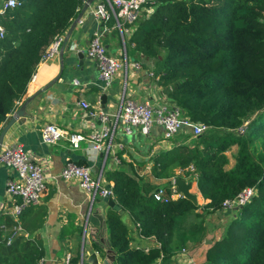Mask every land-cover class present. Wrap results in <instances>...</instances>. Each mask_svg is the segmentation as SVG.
Instances as JSON below:
<instances>
[{
    "label": "trees",
    "instance_id": "obj_1",
    "mask_svg": "<svg viewBox=\"0 0 264 264\" xmlns=\"http://www.w3.org/2000/svg\"><path fill=\"white\" fill-rule=\"evenodd\" d=\"M0 14V130L23 102L31 76L46 48L65 34L81 0H19ZM130 42L137 55L153 63L166 99L208 129L177 141L151 157V174L167 178L173 169L196 182L205 204L184 197L157 201L158 188L133 167L107 172L120 210L109 208L105 226L113 264H171L187 242L207 238V215L224 214L222 202L243 188L252 198L225 216L219 238L210 239L203 264H264V0H156L154 11L134 24ZM246 123V124H245ZM244 125V131L237 129ZM237 145L226 168V151ZM192 166V170L190 167ZM127 214L142 238L156 245L145 250L131 243ZM215 225H212L214 227ZM99 239L97 250L104 252ZM43 246L23 234L6 244L0 234V264H39ZM69 264H80L79 249Z\"/></svg>",
    "mask_w": 264,
    "mask_h": 264
},
{
    "label": "crops",
    "instance_id": "obj_2",
    "mask_svg": "<svg viewBox=\"0 0 264 264\" xmlns=\"http://www.w3.org/2000/svg\"><path fill=\"white\" fill-rule=\"evenodd\" d=\"M96 1L93 0L84 11L68 38L63 51L61 73L59 52L55 57L38 64L35 79L29 81L27 91L23 97L24 101L26 97L31 96V100L25 108L26 114L19 117L11 125L2 142V147L9 144H20L30 157L42 167L46 178L47 188L39 203L25 207L15 219L9 211L19 201V198L11 196L5 191V183L11 173L6 166L0 163L1 237L6 244H9L15 236L20 234L29 239H38L43 246V256L39 264H57L65 253L70 252L73 255L76 249H79L80 252L82 244L85 245L86 241L96 251L97 255L103 257L105 254V252H101L95 247V241L99 237L92 235L93 229L90 228L88 221L91 205L89 195L80 187L78 179H64L60 175L66 162L90 167L92 174L94 176L101 174L103 183L110 185V187H112L113 182L107 179V172L119 167L126 169L133 167L134 172L146 176L158 188H166L168 183L167 178H155L151 174V157L159 151L172 147L171 140L162 139L160 126L154 125L150 134L146 136L138 132L126 135L118 127L112 139V143L116 148L115 154L118 164L114 163L111 154L105 158L103 153L91 149L86 141H81L79 146L74 148L70 146L66 138H60L53 145L46 144L41 140V127L47 123H54L69 133L89 132L90 128L87 124L90 120L79 107L80 101L84 100L113 112L124 92L128 97L137 101L162 100L163 98L162 86L159 85L158 77L152 71L153 63L137 55L131 44L129 50L125 45L126 55L130 61L138 62L140 68L132 71L126 82L121 75H118L108 88H103V83L98 77L97 67L86 54L88 38L93 30H101L102 41L107 54L117 57L122 55L123 43L120 31L114 27V19L111 18L101 22L90 15L89 9ZM132 27L134 31V25ZM125 39L129 40L127 34H125ZM59 73V77L50 87L40 91ZM74 79L78 80V85L73 84ZM38 91L40 93L36 94ZM102 94H106L107 97L104 107L100 103ZM22 103L20 102L19 106ZM178 134L184 135V133ZM175 143L177 144V141H173V146ZM236 150L237 145L235 144L226 151L228 157L226 168H230L234 164ZM173 173L175 174L174 177L179 174L183 175L179 168L173 169ZM181 177L189 180L188 177ZM193 181L191 191L196 193L197 201L202 204L207 203L208 199H204L199 191L195 192L193 190V186L197 189L196 182ZM228 214H230V211L224 210V216ZM105 218L106 212L104 213ZM123 221L131 231L133 237L131 243L142 247L156 245L154 238H142L137 235L136 225L127 214L123 215ZM224 221H226V218ZM224 221L222 223H225ZM215 226L216 228L209 230L208 236L214 233L216 235L215 239H217L220 237L223 227L220 224ZM9 237H11V240L7 243ZM203 243V246L199 248V244L192 242H187L185 245V248L191 254L192 250L200 249L203 252L200 258L203 260L202 264L205 260L206 249L210 245V243L207 245L205 241ZM84 253L83 264H89L86 261L87 249L85 248ZM173 256L171 264H179L175 259L176 255Z\"/></svg>",
    "mask_w": 264,
    "mask_h": 264
},
{
    "label": "built area",
    "instance_id": "obj_3",
    "mask_svg": "<svg viewBox=\"0 0 264 264\" xmlns=\"http://www.w3.org/2000/svg\"><path fill=\"white\" fill-rule=\"evenodd\" d=\"M87 0H81L84 4ZM156 0H97L90 7V15L103 22L114 19V27L120 31L123 43L121 57L107 54L106 47L102 41V31L93 30L88 38L86 47L87 56L92 59L98 70V77L103 83V88H108L116 76H122L126 82L132 71L138 70L140 64L130 61L126 55V41L130 42L133 25L137 20L148 17L154 11ZM20 4L19 0H0V14L7 8H12ZM125 34L129 40L125 39ZM4 35V28L0 24V37ZM65 34L56 36L46 48L41 56L40 62L55 57L60 49ZM35 79V72L30 81ZM74 85H78V80H73ZM79 107L86 113L90 122L87 126L90 131L87 133L72 132L64 130L54 123H47L41 127V140L49 145L56 144L60 138H66L71 147H78L81 141H86L90 148L95 152H101L105 158L112 155L114 163L118 164L116 148L112 143L115 130L119 127L126 135L138 132L142 135H149L154 125L161 127L163 140H171L178 133L190 134L195 137L208 129V125L203 122H195L184 115L181 109L166 99H153V101H137L128 97L124 92L119 99L117 108L107 111L99 105H92L87 101H80ZM246 124V123H245ZM238 132L244 131V125L237 129ZM0 163L9 169L11 175L5 183V191L11 196H17L16 202L9 213L17 219L25 207L36 205L46 191V178L42 167L35 162L27 151L20 144H9L1 146ZM192 170V166L190 167ZM60 175L64 179L76 178L80 187L89 195L92 203L96 195L105 196L112 193V187L105 188L101 174L94 176L90 167L77 165L73 162H66ZM170 192L165 188L159 187L153 192V198L157 201L167 202L169 199L181 197L171 179ZM253 187L243 188L235 197L227 198L222 202V209L231 211L247 203L255 194ZM113 194V193H112ZM87 223L85 224V228ZM11 237L8 238L9 243ZM84 245V244H83ZM145 250L148 247H143ZM176 255V257H175ZM72 254L65 253L64 257L57 264H69ZM179 264H202L197 262L192 254L185 248H181L174 256ZM159 264V263H157Z\"/></svg>",
    "mask_w": 264,
    "mask_h": 264
},
{
    "label": "water",
    "instance_id": "obj_4",
    "mask_svg": "<svg viewBox=\"0 0 264 264\" xmlns=\"http://www.w3.org/2000/svg\"><path fill=\"white\" fill-rule=\"evenodd\" d=\"M93 2V0H87L76 17L71 22L68 30L65 33L64 39L62 41V44L59 49V59H60V73L63 68V51L64 47L66 46V43L68 41V38L74 29L75 25L79 22L81 16L83 15L84 11L88 8V6ZM60 73L50 82H48L42 90H46L48 87H50L55 80L59 77ZM38 91L36 94L40 93ZM33 96V95H32ZM31 100L30 97H26L23 101V103L15 109L10 115L7 122L2 126L0 130V149L2 146L3 138L7 130L11 127V125L19 118L23 117L26 114V105ZM107 97L106 94H102L100 96V103L102 107L105 106ZM173 183L175 184V187L179 193H181L182 197L188 199L194 204H197V195L196 193L191 191L192 188V181L191 180H185L182 177H174ZM105 188H110V185L106 184ZM109 208L120 210L119 204H117L114 196L112 193H109L105 196L96 195L94 201L90 205L89 215H88V221L90 224V228L93 229V236L99 237V241L101 243V247L103 248V251L105 252L104 256L97 255L96 251L93 250L92 246L88 244V241L85 242V245L82 244L81 251H80V264H83L84 260V248L87 249V256L86 261L89 264H113L115 254L112 253L110 250L106 249L104 244L108 245V239L106 238V226H105V219H104V213L107 212ZM239 207H235V209H238ZM100 210V211H99ZM205 243H210L209 239H205Z\"/></svg>",
    "mask_w": 264,
    "mask_h": 264
},
{
    "label": "rangeland",
    "instance_id": "obj_5",
    "mask_svg": "<svg viewBox=\"0 0 264 264\" xmlns=\"http://www.w3.org/2000/svg\"><path fill=\"white\" fill-rule=\"evenodd\" d=\"M126 48H127V50H129L130 49V44H129V42L128 41H126ZM163 94V93H162ZM162 97H164L165 98V95L163 94V96ZM184 139L185 140H183V135L182 134H177V135H174V138L172 137V139H171V142H172V147H173V141H179V142H181L182 140L184 141V142H186L187 144H191V139L190 138H185L184 137ZM171 148V147H170ZM169 148V149H170ZM168 150V149H167ZM175 175V174H174ZM170 179H172V177L170 178ZM191 181H193V177H192V179H191ZM194 182V181H193ZM164 186V185H163ZM193 190L196 192V191H198L197 189H196V187L195 186H193ZM198 204H200V205H202V203L201 202H198ZM224 219H225V216H224V214H222V215H217V214H212V215H207V217H206V223H208L209 224V226H210V228L209 229H213V228H216V226H214V227H212V225H218V224H220L221 226L224 224V223H222L223 221H224ZM225 222V221H224ZM215 238H216V235L213 233L212 235H210V236H208V234H207V238L206 239H212V240H215ZM203 242L202 243H200L199 245H198V248L199 247H201V246H203ZM208 245V244H207ZM192 256L194 257V259L197 261V262H199V263H202L203 262V260H201L200 258H201V256L203 255V252L202 251H200V249H198V250H192Z\"/></svg>",
    "mask_w": 264,
    "mask_h": 264
}]
</instances>
